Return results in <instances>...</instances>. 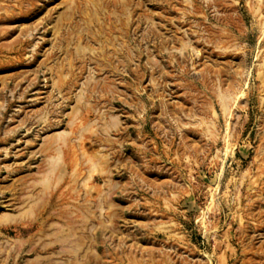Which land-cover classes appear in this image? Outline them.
I'll return each mask as SVG.
<instances>
[{
  "label": "rangeland",
  "instance_id": "1",
  "mask_svg": "<svg viewBox=\"0 0 264 264\" xmlns=\"http://www.w3.org/2000/svg\"><path fill=\"white\" fill-rule=\"evenodd\" d=\"M0 264H264V0H0Z\"/></svg>",
  "mask_w": 264,
  "mask_h": 264
},
{
  "label": "bare ground",
  "instance_id": "2",
  "mask_svg": "<svg viewBox=\"0 0 264 264\" xmlns=\"http://www.w3.org/2000/svg\"><path fill=\"white\" fill-rule=\"evenodd\" d=\"M119 55H121V54H119ZM117 57H118V56H117ZM118 58H119V57H118ZM123 61H124V60H123ZM109 62H110V61H109ZM120 63H121V62H120ZM110 65H111V64H110ZM106 67H107V66H106ZM108 67H109V66H108ZM108 67H107V69H109ZM112 71H113V70H112Z\"/></svg>",
  "mask_w": 264,
  "mask_h": 264
}]
</instances>
